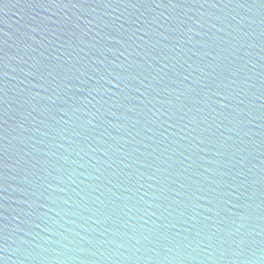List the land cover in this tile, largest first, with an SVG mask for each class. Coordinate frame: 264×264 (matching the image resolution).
<instances>
[{"label": "water", "instance_id": "water-1", "mask_svg": "<svg viewBox=\"0 0 264 264\" xmlns=\"http://www.w3.org/2000/svg\"><path fill=\"white\" fill-rule=\"evenodd\" d=\"M0 264H264V0H0Z\"/></svg>", "mask_w": 264, "mask_h": 264}]
</instances>
